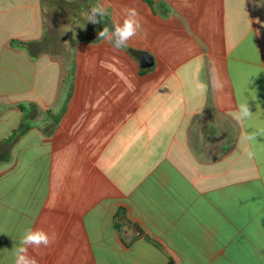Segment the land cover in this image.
Here are the masks:
<instances>
[{
    "label": "crops",
    "instance_id": "crops-1",
    "mask_svg": "<svg viewBox=\"0 0 264 264\" xmlns=\"http://www.w3.org/2000/svg\"><path fill=\"white\" fill-rule=\"evenodd\" d=\"M96 3L0 0V264L28 228L54 236L38 264H264V136L241 139L264 128V0H110L92 24ZM126 7L143 32L115 50Z\"/></svg>",
    "mask_w": 264,
    "mask_h": 264
},
{
    "label": "clouds",
    "instance_id": "clouds-1",
    "mask_svg": "<svg viewBox=\"0 0 264 264\" xmlns=\"http://www.w3.org/2000/svg\"><path fill=\"white\" fill-rule=\"evenodd\" d=\"M110 6V0H97L88 13L86 18L92 24L101 23V18L107 14V9ZM143 32V26L139 19V12L135 7H126L122 21L114 20L113 28L109 29L104 26L98 33V38L109 43L115 50H120L128 47L129 41L138 37ZM210 84L212 89L219 93L223 91V81L215 68L211 69ZM209 91V82L199 79L193 82V92L198 95H205ZM253 112L250 110L248 101L237 104L235 119L243 123L253 117ZM264 136V128H258L251 132H246L242 136V141L251 143L257 140V137ZM252 155L251 152L248 153ZM54 236H50L47 232L40 228H28L20 237L18 243L12 248L14 264H38L35 257L29 255V249H39L41 246L48 247L53 242Z\"/></svg>",
    "mask_w": 264,
    "mask_h": 264
},
{
    "label": "trees",
    "instance_id": "trees-1",
    "mask_svg": "<svg viewBox=\"0 0 264 264\" xmlns=\"http://www.w3.org/2000/svg\"><path fill=\"white\" fill-rule=\"evenodd\" d=\"M69 57L72 58L71 54ZM74 76H75V66H73L69 70L68 78L73 79ZM237 137H238L237 134H235L234 142L229 146L218 145V146H214V147L209 148V154H210V156L213 157V161H218V160L226 157L233 150V148L235 146V142L237 140ZM167 264H175V263L172 259H170V261Z\"/></svg>",
    "mask_w": 264,
    "mask_h": 264
},
{
    "label": "water",
    "instance_id": "water-1",
    "mask_svg": "<svg viewBox=\"0 0 264 264\" xmlns=\"http://www.w3.org/2000/svg\"><path fill=\"white\" fill-rule=\"evenodd\" d=\"M149 66H150V64H148ZM139 231H140V229H139Z\"/></svg>",
    "mask_w": 264,
    "mask_h": 264
}]
</instances>
